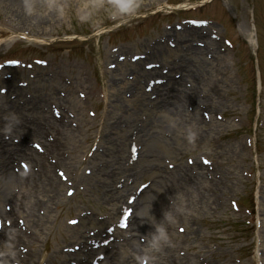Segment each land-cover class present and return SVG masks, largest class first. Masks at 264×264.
<instances>
[{"label":"rangeland","instance_id":"1","mask_svg":"<svg viewBox=\"0 0 264 264\" xmlns=\"http://www.w3.org/2000/svg\"><path fill=\"white\" fill-rule=\"evenodd\" d=\"M182 1L184 0H45L44 2L47 3L43 2L38 5L26 3L22 12L19 10L16 14L15 7L8 1L2 2L0 0V21L3 25H0L1 28L4 27L3 22L7 21V24L13 30H27L31 32L29 35L32 38L43 37L47 40L45 43H40L32 39H24L11 45V42H5L0 46V58L4 56L26 58L38 56L49 61L47 66L42 67L45 75L39 77L36 82L28 83L26 90L20 92L30 96L28 97L29 103L24 102L21 105L22 101L19 98L24 99L26 96L20 95L16 99L15 96H11V92L4 94L3 97L7 100L14 99L11 105L0 102V113L2 109H6L7 121L11 122L8 123L10 128L14 127L13 124L22 121L25 124L38 123V131L34 134L27 133L25 130L21 133H10L8 125L5 129H1L0 133L11 136L13 143H15L14 138L21 139L20 143L27 148H29L28 146L33 139L45 142L46 152L44 154L49 153V160L56 158L58 153L51 151L50 148L48 149L46 143L57 140L53 144L57 145L60 155L66 151L69 152L66 155L71 157L78 154L82 160L84 152L93 142V140L85 142L82 130L91 127L97 120V118L95 119L88 114L89 110L95 109L97 111L96 102L93 101V88L96 84L101 83L107 91L111 89L107 84V77L104 76V65L107 62L106 53L108 49L124 42L125 44L136 43L138 48L142 50L144 46L140 45V41L145 40L146 42L163 34L164 29L161 28L163 24H173L186 16L214 18L216 20L215 26L219 28L218 30H221L222 35L225 36L226 34L235 44V48L228 49L222 56L225 66H229L228 74L232 78L225 77L223 89L219 91V98L222 103H217L213 107L214 110L209 106L207 108L212 119L221 123H217L221 132L215 133L218 129L214 128L209 139H198L193 146H189L192 149L191 151L182 154L181 162L187 163L186 157H194V148L200 147L202 149L201 153L209 154L214 159L215 165L217 159H222L224 165L220 169L216 166L215 170L212 171L213 178L208 179L212 181L204 183L210 195L207 194L205 199H210V203L196 210L192 208L191 210H184L182 214L175 213V218H172L173 221L168 218V222L165 225L162 223V226L158 224V228L163 229L166 244L172 245L173 249L167 250L169 254L173 255V258L188 256L196 260L194 264H255V255H259L258 247L255 248V228L245 223L244 218L248 216L247 214H237L230 209L229 200H238L242 211L245 207L253 209L255 204H260V208L264 212V126L258 128V135L255 133V136L258 137L256 146L255 144L250 146L247 139L249 136L252 137L255 127V96L253 91L256 82L258 84L259 79H264V0H213L207 3L208 6L192 13L176 10L170 12L168 8H162L157 13L152 12L159 5ZM7 17H10V19L8 20ZM6 27L8 26H5L4 29ZM105 28L110 30L104 31ZM247 34L249 35L247 36ZM162 56L173 58L168 54H159L156 55L158 58H151L162 59L160 58ZM213 60L214 64L218 65L219 62ZM27 61L32 60L29 58ZM259 74L260 77H258ZM118 76H123V72L119 73ZM190 82L188 81V84ZM78 89L90 98L79 96L76 92ZM200 93L204 94L201 90ZM85 99L86 101H83ZM260 100H262L261 105L264 108V87ZM246 101L249 104L247 109ZM77 102H82V104ZM14 103L17 104L15 107L19 105L22 109L14 111L15 109L10 110L9 107V110H7V107L14 105ZM56 104L59 106L64 104L65 108L68 109L62 118L56 116L57 114L54 111ZM190 104L189 106H192V103ZM107 107V102L102 101L99 103L97 112L103 115V117H100L99 125L101 127L106 117L103 110ZM215 112H220L226 116V120L216 119L213 116ZM38 116L49 120L40 119L38 121ZM198 116H201L200 112H198ZM52 118L63 119L66 126L77 129L78 132L74 131L75 135L73 136L63 134L62 138H58L53 126H49L48 129L45 128ZM235 118H240V122L235 121ZM261 118H264V114ZM190 122V119H186L184 124L189 126L188 129H194L195 125L194 127L191 126ZM76 123L78 126H73ZM121 123L122 127L127 125V129H130L129 123L127 124L125 121H121ZM104 132L106 141L104 142L101 139V146L99 147L103 149V153L99 154V148L96 150L99 157L96 158L95 162L99 166L101 161L105 162L107 159L106 152L109 153L111 166L107 165L105 167L107 172L116 169L114 166L116 164L115 160L119 161L120 157L127 152L123 151L122 146L108 140V138H115L114 133H111L109 129H105ZM164 132L165 129H163L161 137H165ZM170 133V131H166L168 138ZM193 135L196 136V134ZM95 138V140L99 139V134ZM185 139L194 141V138L188 135ZM65 142L68 143L67 147H64ZM233 146L238 147V152L235 153V156H230L227 151ZM172 149L171 146L170 150L172 151ZM151 151L157 153L155 161L163 166L166 173L178 169V162L169 152L159 149H151ZM66 161L68 163L69 159H66ZM150 162H154V160ZM170 162L175 163L173 169L169 168ZM66 163L61 164L67 171L77 170L79 167L83 169L86 165L85 162L82 165L80 164L79 167L64 165ZM58 164H60L59 159L56 164H51L52 175L57 178V183H53L52 186L55 190H60V199L65 200L67 198L65 196L66 184L63 183L60 188L58 187L59 178L55 171L56 166H60ZM87 165L88 168H92L91 173L87 175L94 177L95 168L99 167L93 168V157L89 159ZM13 166L15 167V163ZM16 166L19 168V163H16ZM30 167L33 168L32 164H30ZM38 167L40 166H34L32 171L37 170ZM243 171H251L253 175L246 178ZM142 172L143 175H133L134 186L145 180L153 181V178H155L151 172L144 169ZM204 176L207 178L205 173ZM214 179L221 180V184H216ZM29 180L30 178L24 179L26 183ZM98 180L103 181L100 177ZM98 180H93V183ZM84 186H86V183H84ZM151 186H153V182ZM13 187L14 185H12L10 191ZM171 188L172 184L168 179L165 182L166 190L163 189V193L166 194L164 197L165 204L170 206L167 210L169 213L171 207L177 205L176 196L168 194ZM124 197L125 195L122 200ZM82 199H76V203H81L77 211L82 208L84 210L94 208L95 215L104 212L102 210L106 204L104 201H100V191L90 190ZM120 202H118V205H120ZM62 209L63 207L60 208V211ZM138 209L140 210V206ZM75 212L61 211V226H65V218L75 214ZM37 213L41 215L49 213L59 215L58 212L55 213L50 210L47 212L43 207H38ZM16 216L22 215L19 213L13 215L15 218ZM257 216H260V209ZM185 217L188 218L185 219ZM179 224L187 226L188 234L181 233L178 230L177 226ZM28 228L32 230L30 226ZM48 229L49 227L44 224L39 229L38 235L33 238V243L39 245V254L36 255V260L39 262L47 261L52 256L48 251L45 252L47 249L43 247L44 245L47 248L54 246L56 253L57 249L67 242L63 241L58 235V242H55V236L53 233L48 235ZM56 230L58 231V227ZM174 235L179 236L180 239L174 241L172 239ZM25 244L26 247L30 248L27 242ZM184 251H186L185 255L182 254ZM197 255L204 256V259L199 260ZM139 256L136 257V264L140 263ZM54 258L55 256H53V263L59 262Z\"/></svg>","mask_w":264,"mask_h":264},{"label":"bare ground","instance_id":"2","mask_svg":"<svg viewBox=\"0 0 264 264\" xmlns=\"http://www.w3.org/2000/svg\"><path fill=\"white\" fill-rule=\"evenodd\" d=\"M11 2L18 5L19 10L22 11L23 7H25V3L38 5L43 3L45 0H10ZM47 3V2H44ZM188 31H198V30H191L187 29ZM43 42L42 40H39ZM181 44V43H180ZM187 45V44H183ZM202 48L189 45L188 52H184L182 56V60L180 63H175L174 65L181 69L184 72L185 76L189 79L194 81L196 85L201 87L206 91V98L203 102H207L210 104H215L218 101L217 97V90L221 88L224 77L219 76L222 71H225L223 65L216 67L213 65L211 60L203 57ZM109 56H114L113 54H109ZM133 69H136L137 66H132ZM125 69H131L128 64L124 67ZM139 70L142 74H139L140 78H145L149 72L143 70L139 67ZM157 69H154L152 73L157 72ZM111 76V84L112 88L107 93V99H111L117 102L116 104H110L108 102V106L113 107V109H108V115L106 117L105 128H111L116 137L115 143H119L121 146L124 147L126 151V144L127 141L131 140V131L136 127H134V121H139L143 112L147 114V121L145 124L143 123V129H141V133L137 134V140L140 141L142 138V142L145 144V151L143 155V159L141 160L138 166L142 167L145 171L151 172L154 174L157 179H155V188L160 192L159 196H155L153 193L145 194L141 201V207L138 214L134 212L132 217L136 219L134 224V229L140 232V236H146L145 243L139 242L134 233L133 236L128 238L125 241V244L121 243L117 248L110 250L105 258H108V264H136L135 258L138 255L142 258L144 256L149 255L151 257L152 264H176V261L173 259V255L168 253L167 249L172 250L173 247L170 244H166L165 239H161L159 241L154 242V237L158 235L157 228L159 226L165 225L168 222V218H175L174 214L179 213L182 214L184 210H194L203 207V205H207L211 202L210 199L206 200L207 197V188L204 183H207V179L204 178L203 174L200 172L197 178L193 179V176L187 177L186 172L189 166L185 163H180V168L178 167L177 170L169 173V175H165L159 166L150 162L148 157L151 155H156V152H152L151 149H159L162 151L169 152L172 157H177L181 160L182 153L185 151H190L189 149V141L188 142H181L180 139L182 135L185 133L188 134L186 131V127L184 124V117L186 111L183 106V99L184 97L190 94V89L187 87H183L180 80H176L171 78L167 83L163 84L161 88V93L159 97H157L154 102L152 103V107L149 108L146 105L149 104L148 95L144 90H141L136 94L132 99H128L126 96H123L124 89H129L131 85L136 86V88L140 87L139 82H130L124 81L118 86L116 80H113V73L114 71H110ZM145 73V74H144ZM208 77V80L206 79ZM111 86V85H110ZM131 89V88H130ZM155 89V88H154ZM158 95V94H157ZM215 102V103H214ZM13 103V102H12ZM107 110V108L105 109ZM104 110V111H105ZM140 113L139 115L137 113ZM8 115V114H7ZM38 120L45 119L42 117H38ZM110 119H116L118 122L124 119L126 122H133L130 126L131 129L127 130L118 126H111L109 124ZM7 122L6 116L0 120V123L4 125ZM54 124V130L58 133V137L62 138L63 134H68L70 136L75 135L74 129L69 128L66 124L58 121L52 120L49 122ZM213 125L218 127L216 121H213ZM195 124H197L196 129L200 135V138L203 139L209 136L208 132L205 127L209 125V123L204 122L202 117H195ZM6 125V124H5ZM4 125V126H5ZM222 126V125H220ZM134 127V128H133ZM2 128V127H0ZM167 128V129H166ZM39 125L38 123L35 124H25L22 121H19L18 124L14 127V131H28L34 133L38 131ZM163 129L165 131H170L173 133L172 138L161 137ZM188 129V128H187ZM219 131V130H218ZM131 134V135H130ZM102 136L103 132H102ZM105 138V137H104ZM172 139V140H170ZM112 141V138L109 139ZM21 144H13L8 140H5L0 134V203L6 199H15L13 203V208L11 212L3 210V214L7 217L16 212L22 213L25 218H27L28 223L33 228V232L38 234L39 229L43 224L49 227L51 223V227H55L54 224V217L51 214L47 215H40L37 213L38 207H44L46 211H49L52 205L56 202V206L58 205L57 201H60V194L58 190H55L52 186L53 183L56 182V178L52 175L51 166L50 164L46 163L43 164L41 162V168L38 172H29L28 174H16L13 172L11 164L15 157L10 156L12 153H16L22 155V157H26L29 159L33 164L37 165L42 159V155L37 154L36 152L32 151H23L20 147ZM172 146V151L170 150ZM237 146H233L231 149L227 151V154L230 156H235L237 151ZM189 149V150H184ZM56 152V150H52ZM23 153V154H22ZM58 153V152H56ZM60 162H66V158L59 155ZM76 160V157L74 158ZM69 165H72V162H69ZM122 167V166H121ZM105 168L101 170V173H104ZM132 169V167H131ZM136 168H133L134 170ZM121 173V172H120ZM119 174V173H117ZM142 169L140 170V175H143ZM26 176V177H25ZM104 177L111 176L110 174L103 175ZM131 176V175H129ZM30 178V181L26 183L23 178ZM170 180L172 184L171 190L168 194H174L177 200V205L171 207L170 213L167 211L168 206L164 202V197L166 194L163 193V189H165V182ZM118 181V180H116ZM218 182H222L218 180ZM217 182V183H218ZM12 185L20 186L21 191L17 194V196L13 198H9L10 195V188ZM163 185V187H162ZM14 186V188H15ZM126 190L129 191L134 188L128 187L129 184L125 182ZM14 188L12 192L14 191ZM124 190V189H123ZM123 190H117L111 188V184H108L107 187L103 188V195L104 200L108 202L107 204L112 205V209H117L116 206L121 198L124 195ZM125 190V191H126ZM151 190V189H150ZM12 195V193H11ZM208 196H210L208 194ZM67 201H71V199H67ZM61 202V201H60ZM140 201L138 200L135 204L138 205ZM185 203V204H184ZM161 207V208H157ZM170 207V206H169ZM155 210V211H154ZM154 211V212H153ZM153 212V213H152ZM183 216V215H182ZM88 216H83L82 219H86ZM89 219V218H88ZM187 219V217L185 218ZM173 221V219H172ZM57 223L56 225H58ZM87 225L84 224L82 221L78 226H65L64 227V237L68 239H80L85 238V230ZM179 227V226H178ZM6 228V226L4 227ZM4 231V230H3ZM156 231V232H155ZM13 236H8V244L3 242L1 243V249H6V252H9L16 255L15 250L11 249L13 246L12 244H17L20 241L28 240L31 243L32 235H27L24 231L15 228L13 231ZM5 231L0 232V238L5 236ZM139 236V238H140ZM172 239L178 240L180 239L179 236L174 235ZM75 243V242H74ZM10 246V247H9ZM124 246V247H123ZM9 247V248H8ZM85 251L82 254L84 256H77L78 264H85L88 260V255L91 253L93 256L96 254V249L89 247L88 244H84ZM120 248V249H119ZM121 248H124L121 249ZM4 251V250H3ZM38 251V246H34L30 249L27 254V257H33L36 255ZM72 253L63 254L64 256H69ZM81 254V253H80ZM76 255V254H75ZM140 258V260H142ZM176 260L183 264H190L193 261L191 257H183V258H176ZM7 263V260L3 261ZM65 262V261H64ZM63 262V263H64ZM66 264V263H65Z\"/></svg>","mask_w":264,"mask_h":264},{"label":"clouds","instance_id":"3","mask_svg":"<svg viewBox=\"0 0 264 264\" xmlns=\"http://www.w3.org/2000/svg\"><path fill=\"white\" fill-rule=\"evenodd\" d=\"M157 231H158V235H156V236L154 237V242H155V241H159V240H161V239H166V236H165V234H164L162 228H158Z\"/></svg>","mask_w":264,"mask_h":264},{"label":"snow or ice","instance_id":"4","mask_svg":"<svg viewBox=\"0 0 264 264\" xmlns=\"http://www.w3.org/2000/svg\"><path fill=\"white\" fill-rule=\"evenodd\" d=\"M129 214H130V210H129ZM123 226L124 227H127V222L125 221V222H123ZM182 230V229H181Z\"/></svg>","mask_w":264,"mask_h":264}]
</instances>
